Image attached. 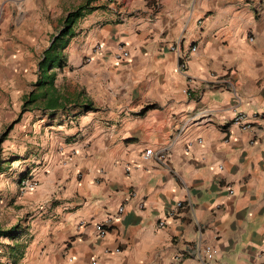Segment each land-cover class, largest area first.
<instances>
[{
  "label": "crops",
  "instance_id": "0c3cea01",
  "mask_svg": "<svg viewBox=\"0 0 264 264\" xmlns=\"http://www.w3.org/2000/svg\"><path fill=\"white\" fill-rule=\"evenodd\" d=\"M85 1L0 0V108L9 79L24 83L25 63ZM91 5L101 8L73 26L55 79L68 103L41 114L49 127L37 154L17 161L35 186L17 187L18 210L0 216V229H24L0 254L22 251L17 264H202L209 245L218 264H264V120L250 131L231 124L239 112L264 114V0ZM120 42L129 56L117 61ZM146 149L166 165L144 160Z\"/></svg>",
  "mask_w": 264,
  "mask_h": 264
},
{
  "label": "rangeland",
  "instance_id": "374dc122",
  "mask_svg": "<svg viewBox=\"0 0 264 264\" xmlns=\"http://www.w3.org/2000/svg\"><path fill=\"white\" fill-rule=\"evenodd\" d=\"M43 49L44 47H41V51L33 55L34 59L31 62L25 63L24 69L27 73L24 83L17 81L20 80L17 78L9 79L8 90L10 91V97L8 108H0V161L3 162L2 167L6 169L0 174V216L6 219L18 210V195L24 192L18 189L21 188L19 183L20 174L18 172L22 171L24 167L17 161L25 157L29 158L30 155L35 157L37 153L33 148L36 145L34 142L40 136H43L42 132L49 127L48 125L40 127V122L43 121L40 118L42 115L39 111H32L23 114L20 122L14 124L10 129L11 123L17 118L19 113L23 95L30 91L32 88L31 84L37 79V64ZM59 83L67 85L66 82ZM70 86L68 85L69 89ZM3 88H0V95L3 94ZM17 90L19 92L18 96H16ZM44 119L45 121L47 120L45 117ZM43 127L45 128L43 129ZM4 262L5 257L0 254V264Z\"/></svg>",
  "mask_w": 264,
  "mask_h": 264
},
{
  "label": "trees",
  "instance_id": "16d2710c",
  "mask_svg": "<svg viewBox=\"0 0 264 264\" xmlns=\"http://www.w3.org/2000/svg\"><path fill=\"white\" fill-rule=\"evenodd\" d=\"M97 0H86L83 4L69 11L61 20V30L55 36L54 41L42 52L40 61L38 62V77L32 84V88L27 93L20 105V110L17 118L11 123L10 129L14 124L20 122L23 114L26 112L39 111L42 115L55 116L59 110H64L68 101L63 93H60L55 87V79L59 72L66 66L64 50L68 41L75 36L73 26L75 23L90 14L92 11L101 7H95L91 4ZM149 4V1H148ZM154 105L145 107L142 112H145ZM85 111L91 110V105L85 106ZM3 162L0 161V174L6 170L2 167ZM26 179H32L33 175L27 169L19 175V183ZM24 234V229L18 226H13L8 229H0V241L10 240L16 241ZM3 243H0V247ZM3 251V249H2ZM5 257L9 259L10 264H17L22 257L23 252L20 250L6 251Z\"/></svg>",
  "mask_w": 264,
  "mask_h": 264
},
{
  "label": "built area",
  "instance_id": "2783aa9c",
  "mask_svg": "<svg viewBox=\"0 0 264 264\" xmlns=\"http://www.w3.org/2000/svg\"><path fill=\"white\" fill-rule=\"evenodd\" d=\"M252 40V39H250ZM104 50V47L100 44H97L96 46H94L91 50L92 54H98L101 53ZM170 50L175 51L176 47H171ZM196 50L195 47L191 48V51L194 52ZM129 56L128 50L125 47V44L123 42L118 43V45L116 46V53H115V59L117 61H121V60H125L127 59ZM87 63L90 62V58H88ZM264 120V114L261 115H247L245 113L239 112L237 113L231 124L233 126L238 127L239 129H241L242 131H250L253 128V124L255 121H261ZM143 159L144 160H151V159H155L157 162L159 163H167V156L165 155V153L163 152H157L155 153L154 151H152L151 149H146L143 153ZM21 184V190H28V189H32L35 186V181H33L32 179H26L24 181L20 182ZM135 192H131L130 193V198H134L135 197ZM140 207H143V203H140ZM176 209H179L182 207V203L181 202H177L175 205ZM124 211L123 206L118 207L117 212H116V217H119ZM172 214V213H171ZM114 218L113 217H108V220L105 222H101V223H97L96 225V230H97V234L99 237H103L105 235V233L107 232V226L108 224L113 221ZM159 226H163V223L160 222L158 224ZM202 259L200 258V262L202 264H218L213 260V248L209 245H206L203 248V252H202Z\"/></svg>",
  "mask_w": 264,
  "mask_h": 264
},
{
  "label": "water",
  "instance_id": "95a60500",
  "mask_svg": "<svg viewBox=\"0 0 264 264\" xmlns=\"http://www.w3.org/2000/svg\"><path fill=\"white\" fill-rule=\"evenodd\" d=\"M54 41V39L52 40V42Z\"/></svg>",
  "mask_w": 264,
  "mask_h": 264
}]
</instances>
